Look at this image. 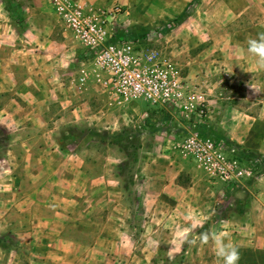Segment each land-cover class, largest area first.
I'll list each match as a JSON object with an SVG mask.
<instances>
[{
    "label": "rangeland",
    "instance_id": "obj_1",
    "mask_svg": "<svg viewBox=\"0 0 264 264\" xmlns=\"http://www.w3.org/2000/svg\"><path fill=\"white\" fill-rule=\"evenodd\" d=\"M9 1L0 0V11L6 17L4 21L15 23L11 16L13 12L9 14L5 9V5L9 7ZM13 1L15 13L21 16V0ZM50 1L48 11L51 13ZM256 2L259 3L258 0ZM252 4L253 0H198L187 4L183 12L184 19L180 22L169 20L157 26L117 23L119 36L126 30L136 31L139 35L147 34V39L139 41V47L153 49L165 57L177 69L186 87H190V77H186L190 71L206 78L215 77L219 92L215 94L217 97L223 101H234L232 104L237 107L258 115L256 130L260 136L256 139V152H252L262 161L252 169L251 176L241 178L238 186L230 191L234 202L229 205L219 200L224 184L210 177L194 161L173 147V143L184 133L179 118V126L175 125V128L181 134L175 137L168 126L158 123L155 107L141 101L117 104L104 91L107 94L106 107L116 115L114 124L106 128L78 127L72 134L63 132L62 137L58 131L54 135L55 143L50 141L43 144L48 145L46 149L49 148L46 155L49 174L55 169V178L62 194L68 190L76 193L67 213L49 228L52 231V237L49 238L51 243L57 239L64 242V246L60 247L64 264H78L81 262L78 259L80 256H84L83 260L87 264H219L212 241L202 244L198 240L201 233H226L228 240L235 244L234 234L244 236L247 233L246 223L264 220V70L242 74L240 68L242 61L250 56L247 53V41L264 33V21L259 23L264 15V0L259 4L262 7H256L259 12L254 19H250L246 13ZM48 18L47 34L53 41H49L39 54H56L62 49L57 42L67 44L65 48L73 47L75 57L83 54L85 48L71 36L63 23L49 13ZM23 20L21 18V22ZM166 24L165 32H160L159 28ZM253 26L261 28L253 29ZM237 42L239 45L235 46ZM25 56L19 44H11L6 38L0 46V74L7 75L9 70L17 71L16 76L19 78L0 79V88L6 82L12 87L20 82L23 85L20 77L26 70ZM9 57L15 58L10 65ZM77 62L96 81L92 63ZM40 67L50 70L51 75L41 85L49 91L63 87L61 82L67 79H60L54 71L58 65L37 63L36 68ZM75 69H71L72 74ZM230 72L235 75L232 80L227 76ZM36 81L40 83V79ZM251 81L256 82L259 90L254 97L243 93L246 84ZM190 84L205 94L198 84ZM205 84L207 82L202 84L203 88ZM1 93L0 106L12 103V89L5 92L0 90ZM232 96L233 99H230ZM148 118L151 123H147ZM28 123L22 117L17 120V126L0 123V152L6 160H10L9 156L12 155L11 161L16 170L28 146L30 149L37 146V143L27 145L23 139L29 136L36 138L42 129L41 126H29ZM122 127H135L139 134L129 168L120 172L117 164L125 159V149L116 144L112 134ZM198 128L204 134L211 135L206 132L207 127ZM131 151V148L126 150L127 153ZM16 153L18 156L14 158ZM79 158H83L81 168L77 167ZM171 159H174V163H170ZM242 161L245 163V160ZM177 162L183 167L177 166ZM4 164L0 163L2 177H6L8 172ZM109 172L110 178L105 180ZM64 173L71 175L66 176L70 181L63 180ZM125 181L127 186L123 191ZM3 187L1 185L0 189ZM4 188L0 193L7 196L8 189ZM215 210L219 212V217L214 218ZM190 215L196 218L192 223L202 226L191 232V238L197 240L195 244L184 243L181 246L177 238L191 228V223L186 219ZM4 232H0V236L6 234ZM0 241L9 248L12 245L20 247L15 245L20 240L9 236L8 240ZM73 242L78 244V249ZM245 244L242 241L236 244L240 253L238 264H264V246L259 242L250 247ZM99 246L102 248L99 249ZM27 252L21 250L16 264H35L34 260H27L32 259V255ZM54 256L50 254L49 259H54Z\"/></svg>",
    "mask_w": 264,
    "mask_h": 264
},
{
    "label": "crops",
    "instance_id": "obj_2",
    "mask_svg": "<svg viewBox=\"0 0 264 264\" xmlns=\"http://www.w3.org/2000/svg\"><path fill=\"white\" fill-rule=\"evenodd\" d=\"M77 1L91 8H103L117 4L120 7L117 19L122 25L157 26L166 21L175 20L181 13L185 12L187 4L198 0ZM258 1L259 3L253 0V4L248 6L249 9L246 13L250 19L258 16L259 10L257 11L256 7H262V5H259L262 0ZM21 2V18L24 20L20 24L4 21L6 17L3 16L2 10L0 11L2 14L0 20V46L7 38L11 44H19L26 53L24 58L26 70L23 76L20 77L23 79V85L20 82L12 87L9 86V82L4 80L6 84L4 83L3 87L0 88L3 92L12 89L10 99L12 103L0 106V123L17 126V120L22 117L23 120L29 122V126H41L42 129L36 138L29 136L23 139L25 144L37 143V146L33 149L28 146L27 151L23 153L21 163L18 161V171L11 161L12 155L9 156L11 157L10 160H6L3 153L0 152V163H6L4 168L8 170L6 177H2L0 173V186L4 185L9 192L7 196L0 193V232L5 231L4 233L7 234L0 236V239L8 240L9 236L16 241L20 240L15 244L20 247L12 245L10 248L0 241V264H16V258L21 255L22 249L27 250L32 255V259L27 258V260H34L35 264H64L63 254L60 251L63 241L57 239L56 242L51 243L49 238L52 237V231L49 228H51V224L58 222L60 216L67 213L69 207L73 204V200H75L76 193L68 190L67 193L62 194L58 186V180L55 178V169H52V173L49 174V164L46 158L49 148L46 149L48 145L43 144H48L50 141L55 143L56 138L54 135L65 126H73L75 129L87 126L106 128L107 125L116 122V115L109 110V107H106L107 94L104 92L105 89L98 81L92 79L90 72H84L78 64L77 61L80 55L74 56L73 47L65 48L67 44L57 42L62 49L56 54H39L49 41H53L52 37L49 39L47 34L49 23L46 20H49L48 13L54 17L56 16L52 7L51 13L48 11L50 9L48 0H21ZM261 13H263L262 10ZM2 21L5 23H2ZM262 21H264V15L259 23L261 24ZM252 28L260 29L261 27L253 26ZM237 45H239L238 42L235 46ZM8 61L10 65L15 61V58L9 57ZM37 63L58 65L54 71L60 79H67V81L61 82L63 87L49 91L48 88L41 85L42 81L51 75L50 70L41 67L36 68ZM74 67L76 69L72 74L71 69ZM240 68L242 74L258 71L255 60L251 56L242 61ZM6 74H0V79L19 78L16 76L17 71L9 70ZM227 76H230V80L235 77L232 72ZM186 77H190L191 83L194 82L205 90L203 91L205 93L204 97L206 96V123L208 128L206 132H210L211 135L216 137H222L228 143L242 149L256 152V139L260 136V133L256 130L258 115L255 116L254 112L251 113L237 107V105L232 104L234 101H223L217 97L215 94H219V92L215 86V77L206 78L191 71L187 73ZM186 77L183 78L186 79ZM37 79H40V83L36 81ZM190 82L187 83L190 85L188 88L190 90L194 88L196 90L193 91L199 92L197 90L199 88H195ZM206 82L205 89L202 84ZM250 86L258 89L256 82L251 81L246 84L243 93L246 96L253 95L254 97L259 91L254 92ZM70 87L74 89H70ZM0 95H3V93ZM230 99H233V96ZM17 156L16 153L13 157ZM173 160L171 159L170 163H174ZM77 162L79 163L77 167L81 168L80 163H83V158H79ZM177 166L183 167L179 162H177ZM179 171L180 169L177 170V172ZM64 174L63 180L70 181L66 176L70 177L71 175ZM109 176L110 172L107 173V177L105 173V180L110 178ZM4 187L0 190L5 189ZM245 226L247 233L244 236L238 233L234 234L233 238H236L235 245L242 241L246 243L245 246L249 247L256 246L258 242L264 246V220L254 223L248 222ZM56 234L58 235V233ZM32 239L35 241L31 242ZM31 244L33 246H30ZM73 245L78 249L77 243L73 242ZM101 248L99 246V249ZM50 254H55L54 259H49ZM83 257H77L81 260L78 264H87Z\"/></svg>",
    "mask_w": 264,
    "mask_h": 264
},
{
    "label": "built area",
    "instance_id": "obj_3",
    "mask_svg": "<svg viewBox=\"0 0 264 264\" xmlns=\"http://www.w3.org/2000/svg\"><path fill=\"white\" fill-rule=\"evenodd\" d=\"M50 3L55 16L85 48L78 61L92 63L96 81L117 104L148 103L156 108L158 123L168 126L175 137L181 134L175 128L179 126V118L184 133L173 147L224 184L219 200L229 205L234 202L230 191L238 186L241 178L251 176L252 169L262 160L250 157L244 163L234 155V146L225 139L204 134L198 128L207 127L204 95L188 90L177 69L157 51L139 47V41L147 39V34L139 35L135 31L118 35L120 7L117 4L91 8L77 0H51ZM147 121L151 123L150 118ZM213 216L219 217V212L215 210Z\"/></svg>",
    "mask_w": 264,
    "mask_h": 264
},
{
    "label": "clouds",
    "instance_id": "obj_4",
    "mask_svg": "<svg viewBox=\"0 0 264 264\" xmlns=\"http://www.w3.org/2000/svg\"><path fill=\"white\" fill-rule=\"evenodd\" d=\"M247 53L254 58L257 70H264V33H261L256 38H250L247 41ZM251 87V86H250ZM254 92L259 90L251 87ZM191 223V228L182 233L177 239L180 241L181 246L184 243L195 244L196 239L191 238V232L195 228L202 225L192 223L196 218L194 216H188L186 218ZM198 240L202 244L208 243L210 240L213 244V252L217 257L219 264H238L240 253L235 244L231 243L227 234H215V233H201Z\"/></svg>",
    "mask_w": 264,
    "mask_h": 264
},
{
    "label": "trees",
    "instance_id": "obj_5",
    "mask_svg": "<svg viewBox=\"0 0 264 264\" xmlns=\"http://www.w3.org/2000/svg\"><path fill=\"white\" fill-rule=\"evenodd\" d=\"M4 1V0H2ZM5 5V4H4ZM13 5H14V1L13 0H10L9 1V7H7L5 5V9L6 11L13 15L14 17V20H15V23L16 24H20L21 23V16H20V13H15V9L13 8ZM184 19V13H181L176 19L175 21L176 22H180ZM174 21V22H175ZM168 24L162 26L161 28H159V31L160 32H165L166 30V26ZM124 34V33H123ZM121 34V35H123ZM131 32L126 30L125 31V35H130ZM143 35V34H141ZM75 128L73 126H65L63 128H61L60 130V136L62 137L63 136V132H66V133H69V134H72L74 132ZM138 130L135 128V127H122L119 131L115 132L112 134L113 138L115 139L116 141V144L118 146L121 145V147H123V149H125V159L120 162L119 164H117V170L122 172V171H127V169L129 168V162L130 160H132V154L133 153V150L136 148L137 144V137H138ZM231 144V143H230ZM232 146H234L235 148V151H234V155L241 159V160H246L250 157H255V153H253L251 150H248V149H242L234 144H231ZM128 148H131V153H127L126 150ZM126 181L125 183H123V191L126 190Z\"/></svg>",
    "mask_w": 264,
    "mask_h": 264
}]
</instances>
